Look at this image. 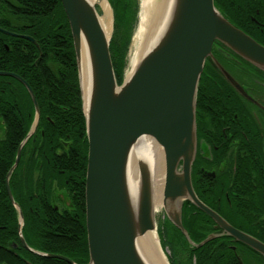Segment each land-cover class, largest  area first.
<instances>
[{"label": "water", "instance_id": "obj_1", "mask_svg": "<svg viewBox=\"0 0 264 264\" xmlns=\"http://www.w3.org/2000/svg\"><path fill=\"white\" fill-rule=\"evenodd\" d=\"M60 2L71 31L88 142L84 191L88 264H146L138 251L137 241L151 232H156L158 240L150 175L144 161L139 160L137 164L140 188L136 202L131 200L127 189L129 160L140 141L154 143L162 150L161 209L190 247L198 249L214 239L228 237L264 260V243L231 226L202 203L191 180L197 146V88L204 62L212 57L213 43H218L262 75L264 46L228 21L215 8L213 0H175L166 30L145 50L130 77L124 76L118 85L109 52L111 34L106 36L95 3L88 0ZM106 2L110 7L108 0ZM0 33L36 44L29 36L2 28ZM84 43L91 74L87 111L80 76ZM0 76L18 80L27 90L35 109V120L20 143L6 177V191L18 214L20 241L34 254L74 264L66 257L30 249L23 238V215L13 200L9 178L19 162L22 147L36 130L39 109L32 90L22 78L9 72H0ZM185 203L206 214L215 225V231L198 244L190 239L183 224ZM158 246L164 255L159 241Z\"/></svg>", "mask_w": 264, "mask_h": 264}, {"label": "trees", "instance_id": "obj_2", "mask_svg": "<svg viewBox=\"0 0 264 264\" xmlns=\"http://www.w3.org/2000/svg\"><path fill=\"white\" fill-rule=\"evenodd\" d=\"M108 2L114 22L109 52L119 85L124 78L139 3L138 0ZM214 2L216 5V0ZM0 28L30 36L36 41L34 44L0 33V72L14 73L29 85L40 113L37 132L23 147L20 162L9 178L13 200L23 215V238L37 252L88 264L84 212L88 142L73 41L61 2L4 0V26L0 24ZM258 34L256 41L264 46V26L262 33L259 31ZM34 114L25 87L15 78L0 76V119L3 125L0 128L3 133L0 137V244H4V251L10 249L8 254L4 253V264H27L30 261V264H67L30 254L23 248H19V253L30 261L12 253L13 246L18 248L20 245L18 214L7 195L5 180L15 162L16 151L30 130ZM65 143L70 145L67 150L62 147ZM57 152L62 154L57 156ZM191 180L202 203L236 229L256 235L245 228L243 201L227 193L225 178L214 190V181L201 176L197 164L193 163ZM52 183L74 193V212L59 214L52 211L47 199ZM237 192H241L240 185ZM183 224L196 244L215 231L214 222L189 203L184 205ZM158 234L161 247L170 251L169 264H241L244 259L242 249L230 248L231 239L228 237L214 239L193 249L167 219Z\"/></svg>", "mask_w": 264, "mask_h": 264}, {"label": "flooded vegetation", "instance_id": "obj_3", "mask_svg": "<svg viewBox=\"0 0 264 264\" xmlns=\"http://www.w3.org/2000/svg\"><path fill=\"white\" fill-rule=\"evenodd\" d=\"M214 6L228 21L238 25L236 27L254 40L259 31L262 33L264 0H216ZM0 24L4 26V0H0ZM211 55L212 57L204 62L197 88V146L194 164H197L201 176L214 181V190L220 180L225 178L227 193L243 201L246 212L245 228L256 234L251 236L264 243V76L252 70L243 60L218 43H213ZM34 120L35 114L33 122ZM39 121L40 113L38 124ZM38 124L28 140L36 134ZM2 136L1 129L0 137ZM69 146L66 143L62 145L64 150ZM59 153L55 155L62 154ZM65 183L67 184V181ZM239 185L240 193L237 192ZM226 196L228 198V194ZM73 197L74 193H70L69 189L58 188L52 183L47 199L52 211L65 214L75 211ZM13 247L12 253L15 257L20 256L30 261L19 253V248L34 254L27 250L21 241L18 248ZM230 248L243 250V264H264V260L258 255L232 240ZM8 251L10 252V249L4 251V244H0V264H4V253L8 254Z\"/></svg>", "mask_w": 264, "mask_h": 264}, {"label": "bare ground", "instance_id": "obj_4", "mask_svg": "<svg viewBox=\"0 0 264 264\" xmlns=\"http://www.w3.org/2000/svg\"><path fill=\"white\" fill-rule=\"evenodd\" d=\"M93 4L99 2L104 15L100 17V23L106 36L110 35V9L106 0H88ZM175 0H142L139 21L132 39L131 56L126 73L128 79L134 70L137 62L166 30L170 22ZM86 44H82V60L80 66L81 83L84 92L85 110L87 111L91 92V74L86 55ZM142 160L148 165L150 175V185L152 188L153 211L155 216L161 209L162 187L164 183L163 153L160 147L154 143L140 141L133 148L132 156L129 160L127 170V189L131 200L136 202L139 188L140 177L138 161ZM138 251L146 264H168L162 254L156 236V232H151L137 241Z\"/></svg>", "mask_w": 264, "mask_h": 264}, {"label": "rangeland", "instance_id": "obj_5", "mask_svg": "<svg viewBox=\"0 0 264 264\" xmlns=\"http://www.w3.org/2000/svg\"><path fill=\"white\" fill-rule=\"evenodd\" d=\"M141 2H142V0H138V3H139V10H138V14H137V22H136V24L134 25V29H133V31H132V33H131V39H130V44H129V47H128V53H127V56H126V68H125V75L124 76H126V73H127V71H128V66H129V62H130V56H131V46H132V39H133V36H134V33H135V31H136V28H137V25H138V21H139V14H140V6H141ZM95 6H96V8H97V12H98V14H99V16L100 17H102L103 15H104V12H103V9H102V7H101V4L99 3V2H96L95 3ZM109 9H110V11H111V13H110V34H111V37L113 36V24H114V22H113V13H112V10H111V8L109 7ZM2 127V122H1V120H0V128ZM166 217H165V213L163 212V210L162 209H160V212L158 213V215L156 216V221H157V227H159L160 228V226H161V224L163 223V221H164V219H165ZM158 238H159V236H158ZM162 240L164 241V239L162 238ZM159 242H160V240H158ZM163 250V253H164V255L166 256V258L168 259L169 257H171V254H170V251H169V249L167 248V247H165L164 249H162Z\"/></svg>", "mask_w": 264, "mask_h": 264}]
</instances>
